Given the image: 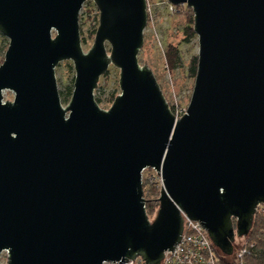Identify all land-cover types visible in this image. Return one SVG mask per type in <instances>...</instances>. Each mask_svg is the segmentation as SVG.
<instances>
[{
    "label": "water",
    "instance_id": "water-1",
    "mask_svg": "<svg viewBox=\"0 0 264 264\" xmlns=\"http://www.w3.org/2000/svg\"><path fill=\"white\" fill-rule=\"evenodd\" d=\"M86 1L0 0L9 40L0 65V254L7 264L139 256L160 264L182 238L183 211L232 255L264 203V0H168L193 10L199 43L179 119L138 60L147 0H93L99 25L85 52ZM65 60L76 72L66 107L56 77ZM110 65L120 69L121 93L105 110L95 89ZM147 168L163 180L153 220Z\"/></svg>",
    "mask_w": 264,
    "mask_h": 264
},
{
    "label": "rangeland",
    "instance_id": "rangeland-1",
    "mask_svg": "<svg viewBox=\"0 0 264 264\" xmlns=\"http://www.w3.org/2000/svg\"><path fill=\"white\" fill-rule=\"evenodd\" d=\"M150 3V19L144 31V45L138 55L139 63L142 66L148 65L153 70L170 106L177 104L180 107H188L195 83V77L191 76L189 68L192 58L199 53L197 35L189 42L185 40L184 28L189 24L191 8L182 4L178 6L177 12L172 13L165 4V0H151ZM79 23L82 46L86 52L94 43V30L99 25V10L93 0H87L83 4ZM3 38L7 39L0 33V43ZM170 44L178 46L181 53V65L175 70L169 68L166 59V50ZM107 48L110 51L109 43ZM75 74L71 60L62 61L56 67L58 89L64 107L70 102ZM119 79L120 69L114 65H110L107 73L100 77L95 89V98L101 108L108 110L121 93ZM14 97L15 93L12 90L3 91L4 101H12ZM143 183L146 197L153 187L160 186V178L156 170L147 168L143 172ZM157 210L154 213H148L151 220L155 218ZM241 238L236 237L235 243L240 242ZM7 259V252L0 254V264H7Z\"/></svg>",
    "mask_w": 264,
    "mask_h": 264
},
{
    "label": "built area",
    "instance_id": "built-area-1",
    "mask_svg": "<svg viewBox=\"0 0 264 264\" xmlns=\"http://www.w3.org/2000/svg\"><path fill=\"white\" fill-rule=\"evenodd\" d=\"M151 0H147L148 20L150 19ZM170 12H177L179 5H174L165 0ZM171 107L176 119L181 118L187 113L188 107H180L174 104ZM146 170V169H145ZM159 175V174H158ZM160 186L163 185L161 175ZM257 212L264 218V203L257 207ZM184 217V231L180 242L176 245L173 253L172 250L165 252L164 258L160 264H222L218 257L216 246L202 222L191 219L182 211ZM236 241V240H235ZM258 255L256 243L250 237L242 236L240 242L234 243V252L231 255L230 264H254L251 259H255ZM103 264H120L119 261H107ZM124 264H146L139 256L135 259H128Z\"/></svg>",
    "mask_w": 264,
    "mask_h": 264
},
{
    "label": "trees",
    "instance_id": "trees-1",
    "mask_svg": "<svg viewBox=\"0 0 264 264\" xmlns=\"http://www.w3.org/2000/svg\"><path fill=\"white\" fill-rule=\"evenodd\" d=\"M193 10L191 9L190 15H189V24L184 28V33L186 35V41L189 42L193 37L196 36V33L194 31L193 25H194V14ZM97 20V19H96ZM97 28L94 30V33H96ZM9 41L7 39H2V42L0 43V65L4 61V56L6 53V50L8 48ZM180 49L178 46L175 45H168L166 50V59L169 65V68L171 70H175L177 67L181 65V55H180ZM197 65H198V56H194L192 58L191 64H190V74L191 76H196L197 73ZM98 102V100H97ZM145 184L143 183V187ZM145 190V189H144ZM161 186H155L151 189V193L145 197L146 199V211L147 213H154L155 210L159 208V196H160ZM145 194V192H144ZM251 240H253L256 243L258 255L255 259H251L254 264H264V218L262 215H260L258 212H256L254 216L253 226L248 234ZM216 251L218 254V257L220 258V262L222 264H230L232 257L231 255H225L223 254L219 248L216 247Z\"/></svg>",
    "mask_w": 264,
    "mask_h": 264
}]
</instances>
